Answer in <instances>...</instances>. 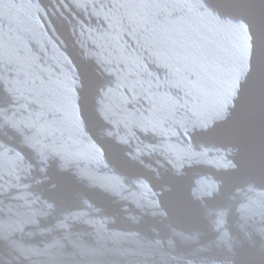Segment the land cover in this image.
Instances as JSON below:
<instances>
[{
	"label": "water",
	"instance_id": "95a60500",
	"mask_svg": "<svg viewBox=\"0 0 264 264\" xmlns=\"http://www.w3.org/2000/svg\"><path fill=\"white\" fill-rule=\"evenodd\" d=\"M148 2L0 0V264H264V0Z\"/></svg>",
	"mask_w": 264,
	"mask_h": 264
},
{
	"label": "snow or ice",
	"instance_id": "6c2138e0",
	"mask_svg": "<svg viewBox=\"0 0 264 264\" xmlns=\"http://www.w3.org/2000/svg\"><path fill=\"white\" fill-rule=\"evenodd\" d=\"M147 7L158 9L157 13V22L164 24H171L175 22L176 18L181 17L184 14V10L195 6L198 11V18L202 21H208L218 26H225L227 22V17L232 16L233 19H238V15L224 7H221L219 4H212L211 7L207 6L206 0H196L195 5H193L190 0H149L146 4ZM223 18V19H222ZM234 27L242 35V41L237 50V54L234 61L233 72L231 76V87L233 90L237 87L238 80L247 73L249 69V57L253 56L254 48V35L253 33L249 36L247 26L243 23L236 25H228ZM258 42L260 46V60L261 64L264 65V25H261L258 32ZM125 89L129 91L131 95V90L128 89V86L125 85ZM104 112L107 113V116H104V119H107L111 115L110 109L105 108ZM20 231L27 229L37 230L39 225L35 220H26L21 221L18 225ZM192 236L191 229H185L184 231H173L172 239L177 242H183L188 240Z\"/></svg>",
	"mask_w": 264,
	"mask_h": 264
}]
</instances>
